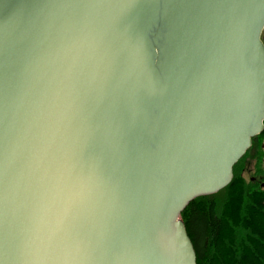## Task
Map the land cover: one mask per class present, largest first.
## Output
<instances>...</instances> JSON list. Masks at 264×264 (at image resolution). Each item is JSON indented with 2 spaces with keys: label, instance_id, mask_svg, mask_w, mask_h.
<instances>
[{
  "label": "water",
  "instance_id": "95a60500",
  "mask_svg": "<svg viewBox=\"0 0 264 264\" xmlns=\"http://www.w3.org/2000/svg\"><path fill=\"white\" fill-rule=\"evenodd\" d=\"M263 130L264 0H0V264H197Z\"/></svg>",
  "mask_w": 264,
  "mask_h": 264
},
{
  "label": "trees",
  "instance_id": "16d2710c",
  "mask_svg": "<svg viewBox=\"0 0 264 264\" xmlns=\"http://www.w3.org/2000/svg\"><path fill=\"white\" fill-rule=\"evenodd\" d=\"M255 140L234 165L232 181L197 197L181 214L197 264H264V187L255 182L264 170V131Z\"/></svg>",
  "mask_w": 264,
  "mask_h": 264
},
{
  "label": "flooded vegetation",
  "instance_id": "af4514ba",
  "mask_svg": "<svg viewBox=\"0 0 264 264\" xmlns=\"http://www.w3.org/2000/svg\"><path fill=\"white\" fill-rule=\"evenodd\" d=\"M257 140H255V137L253 138V143L252 145L256 142ZM252 180H254V177L252 178ZM255 181V180H254ZM256 183H260V185L262 187H264V170L263 173L260 172V177L255 181Z\"/></svg>",
  "mask_w": 264,
  "mask_h": 264
},
{
  "label": "rangeland",
  "instance_id": "374dc122",
  "mask_svg": "<svg viewBox=\"0 0 264 264\" xmlns=\"http://www.w3.org/2000/svg\"><path fill=\"white\" fill-rule=\"evenodd\" d=\"M264 141V140H262ZM263 147H264V142L262 143ZM252 172V171H251ZM244 176L247 178V179H251L253 176H252V173H250V171H245L244 172Z\"/></svg>",
  "mask_w": 264,
  "mask_h": 264
}]
</instances>
